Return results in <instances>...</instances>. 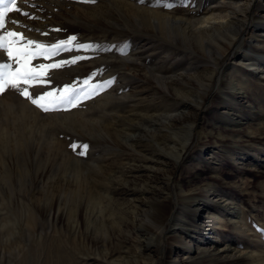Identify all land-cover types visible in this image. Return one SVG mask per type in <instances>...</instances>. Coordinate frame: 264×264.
Returning <instances> with one entry per match:
<instances>
[{
    "label": "rangeland",
    "instance_id": "374dc122",
    "mask_svg": "<svg viewBox=\"0 0 264 264\" xmlns=\"http://www.w3.org/2000/svg\"><path fill=\"white\" fill-rule=\"evenodd\" d=\"M216 1L163 0L174 5L166 9L157 0H18L21 12L36 19L20 12L6 17L5 30L42 43L75 35L74 43L99 46L34 60L36 65L85 57L50 70V85L30 88L33 94L65 84L87 90L82 82L92 73L98 75L90 84L115 78L106 90L69 111L44 113L14 91L0 95V197L38 198L55 213L60 208L51 219L50 239L69 255L80 251L71 233L74 214L82 221L80 231L100 240L104 224L110 229L111 218L123 217L119 210L127 200L143 197L140 192L146 189L149 201L138 211L142 222L154 221L159 212L164 229L141 264H264V18L255 23L260 0H252L235 42L221 55V48H208L187 24L170 25L163 34L157 25L130 17L131 8L152 3L153 9L191 22L209 14L205 8ZM125 43L127 55H121L113 46ZM0 62L15 66L6 55ZM156 76H173L177 86H161ZM16 96L24 104H16ZM167 115L177 120L165 129ZM190 123L189 142L173 164ZM71 144L88 148L79 155L81 149L73 151ZM178 189L208 203V209L192 206L198 218L182 217V226L216 230L214 238L229 242L234 257L208 256L206 243L182 229L181 242L171 246ZM163 198L168 199L165 205ZM49 199L56 204L50 207Z\"/></svg>",
    "mask_w": 264,
    "mask_h": 264
},
{
    "label": "bare ground",
    "instance_id": "6f19581e",
    "mask_svg": "<svg viewBox=\"0 0 264 264\" xmlns=\"http://www.w3.org/2000/svg\"><path fill=\"white\" fill-rule=\"evenodd\" d=\"M251 2L252 0L216 1L214 6L205 8L209 14L204 13L201 17L191 20V22H189L190 20L187 21V19L182 16L170 15L168 12L165 13L159 9H153L152 3H149L147 7L138 6L131 8L130 17L138 19L143 22V24L147 23L151 26H154V24L157 25L158 29L163 34H166V30H168L170 25L179 24L180 28H182L183 25L187 24L186 29H190V32L197 35L198 38L207 41L208 48H221L220 50L222 51L218 53V55H221L223 51L228 49L235 42L236 36L239 33V26L247 19V10ZM263 18L264 0H260L258 4V16L255 23L258 24L259 20H263ZM217 61L218 57L213 58L212 71L216 67ZM211 76L210 74L209 79ZM156 78L160 80V85L162 84L165 87H169L170 85L175 86L177 84L173 76H156ZM208 87L209 82L203 84V93L199 96V100L202 99ZM160 96L163 99H168V96L164 93H161ZM16 98V100H13L16 104H24V99L23 102H19L21 99L17 96ZM8 102L6 103L9 104ZM199 103L200 102H196L195 105L199 106ZM166 118L168 121L162 123L165 129L166 127H171L173 122L177 120V118L172 115H167ZM192 127L193 124L191 123L187 125V135L181 141L180 148L174 156L175 160L173 164L179 159L182 151L188 144ZM163 154L165 155V153ZM171 180V178H167V181ZM145 190L146 189H142L140 192V194L144 195L143 197H134L133 199L127 200L124 209L119 210V213L122 214L123 217L120 216L118 219L116 218L117 220L111 218L109 221L110 229H107L106 224H104L105 233L103 234H105V237H100V240L88 234L87 229V232L80 231L82 221L77 217V214H74L71 220V233L73 239H78V245L80 246V251H77L78 255L76 256L75 254L77 253L74 250L71 251L69 255L64 247L50 239L51 230L49 229L52 222L51 219L59 212V206L55 213L52 209L45 208V203L38 198L1 196L0 264H66V262H68L67 264H141V261L144 260V252L152 242L158 239L164 229L163 215H160L159 212L156 213L154 221L147 223L142 222V218L138 211L144 203L149 201ZM175 196L178 200V205L171 218L172 224L169 226L171 228V246L173 242H181L182 239L179 234V229H182L185 232H193L194 240L198 239L206 243L208 247L205 249V253H207L208 256L222 255L223 259L234 257L235 248L230 247L229 242H223L214 238L217 235L216 230L212 229V231H208L205 228L206 230L198 231L195 225L189 229L188 227H183L182 222H180L182 217L190 216L193 220L197 219L199 212L198 210H194L192 206H205V209H208V203H205V201L197 197L196 194H184L181 189L175 192ZM107 199L109 201L112 200L111 197ZM49 200L48 204L50 207L56 204V201L53 199ZM165 200V198L160 200L162 205H165ZM199 201H201V204H199ZM109 216L112 217V213L109 214ZM175 216H180V219L178 220ZM208 232H211L212 235L208 236ZM170 264H175V262L172 261Z\"/></svg>",
    "mask_w": 264,
    "mask_h": 264
},
{
    "label": "snow or ice",
    "instance_id": "6c2138e0",
    "mask_svg": "<svg viewBox=\"0 0 264 264\" xmlns=\"http://www.w3.org/2000/svg\"><path fill=\"white\" fill-rule=\"evenodd\" d=\"M78 3L95 4L96 0H77ZM144 0H140L143 3ZM27 4V0H25ZM18 0H0V58L7 56L8 61L14 62H0V95L5 94L11 90L16 92L20 97L27 100L35 108L41 112L49 113L55 111H69L77 108L80 104L88 99L99 95L100 92L110 87L115 78H111L97 84H90V81L98 73H92L82 83L86 86L87 90L74 88L71 84H65L63 88H52L49 91H43L39 94H33L29 91L30 88L46 87L50 85L51 81L48 79L49 72L52 69H59L66 65H72L77 61L85 59L82 56H76L70 60H59L55 63H40L33 65V61L38 58L49 60L63 51L72 50H88L98 48V45L74 43L77 41L75 35H70L66 39H61L55 43L46 44L38 40L27 38L21 32L15 30H5L6 17L9 13L20 12L25 17L36 19L30 13L23 11L17 6ZM157 5H162L166 9H171L174 5L171 3L157 0ZM35 7V5H31ZM10 23L16 27H20L18 20H11ZM30 31H37L38 29H29ZM52 31H61V29H53ZM47 35V33H41ZM121 55H127L128 44L122 46H113ZM109 51L112 49H102ZM70 147L73 151L77 148L81 149L79 155H84L88 145L71 144Z\"/></svg>",
    "mask_w": 264,
    "mask_h": 264
}]
</instances>
